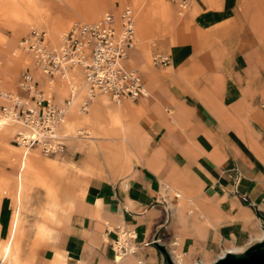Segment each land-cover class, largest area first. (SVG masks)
I'll return each mask as SVG.
<instances>
[{
    "label": "crops",
    "instance_id": "0c3cea01",
    "mask_svg": "<svg viewBox=\"0 0 264 264\" xmlns=\"http://www.w3.org/2000/svg\"><path fill=\"white\" fill-rule=\"evenodd\" d=\"M214 6L205 8L199 1L193 4L191 18L202 37L173 47L166 72L149 71L145 77L138 67L127 63L136 46L129 50L126 65L140 71L146 90L131 101L139 102L136 108L152 121L146 126V120L140 123L136 115L123 162L112 166L104 157L105 163L99 162L96 156L103 152L79 142L90 138L77 135L84 129L71 135L62 128L68 136L67 151L54 157L76 163L79 172L89 164L92 175L53 240L40 246L37 240H18L23 262L115 264L111 241L119 225L136 232L133 244L137 250L117 264H139L138 260L160 264L157 248L147 244L159 228L164 241L177 240L173 249L183 255L184 264L212 262L226 249L245 248L262 237L264 0H217ZM46 41L52 47L61 42ZM29 69L37 89L45 90L49 78L35 69L32 58L24 71ZM24 71L13 84L16 75L7 73L0 55L2 88L27 98L18 87ZM72 71L81 75L82 85L83 70L72 67L67 74ZM51 95L62 106L71 100L68 118L78 92L74 94L70 88L62 101L55 91ZM106 96L117 104L128 100ZM81 105L77 111L89 113V108L81 112ZM236 168L241 174L237 184ZM66 172L63 166L62 179ZM11 209L8 205L1 213L3 235Z\"/></svg>",
    "mask_w": 264,
    "mask_h": 264
},
{
    "label": "built area",
    "instance_id": "2783aa9c",
    "mask_svg": "<svg viewBox=\"0 0 264 264\" xmlns=\"http://www.w3.org/2000/svg\"><path fill=\"white\" fill-rule=\"evenodd\" d=\"M170 1L177 6L179 14L191 4L190 0ZM136 42L134 12L126 7L118 13L108 11L96 21H75L57 47H52L46 41V32L39 28H31L19 45L30 54L35 69L46 75L49 82L58 76L64 77L69 68L80 67L88 98L80 111L86 112L89 101L99 94L109 95L115 101L136 100L146 94L140 71L126 65L129 50L136 46ZM170 62L168 55L157 54L153 57L155 66ZM18 87L27 93V98L3 89L0 80V112L10 122L20 126L13 137L15 144L25 150L37 148L46 156H64L68 136L61 130L67 120L71 100L67 106H62L53 101L50 92L37 89L31 69L22 73ZM77 92V89H72V93ZM77 135L88 136L89 133L79 130ZM240 179L241 174L236 168L235 184ZM116 230L117 236L111 241L115 264L137 250L133 244L136 239L134 230L125 225L117 226ZM150 243L153 241L147 244ZM167 244L175 260L173 248L177 240ZM118 256L121 257L120 261ZM138 263L144 262L138 260Z\"/></svg>",
    "mask_w": 264,
    "mask_h": 264
},
{
    "label": "bare ground",
    "instance_id": "6f19581e",
    "mask_svg": "<svg viewBox=\"0 0 264 264\" xmlns=\"http://www.w3.org/2000/svg\"><path fill=\"white\" fill-rule=\"evenodd\" d=\"M62 1L87 20L96 19L104 11L103 6L99 4L97 0ZM79 1L82 2L81 5H78ZM124 1L125 0H122V2ZM150 3L152 4V14H148L147 10H144L142 14L143 21L141 22L142 27L146 28L149 26L151 18L155 17L157 18L158 28L161 30L165 29L168 25L170 15L168 5L164 0H150ZM55 8L57 10L58 6L49 5L48 7H44L40 2L34 4V0H0V23L9 27L14 32L15 36L20 34L23 35L24 31H27L32 25L43 26L47 31L46 39L51 44L55 45L60 42L63 37L62 35H64L70 27L68 26L69 20L66 18L67 16L65 14L60 12L54 15L53 12ZM161 36L162 34L156 35V37ZM19 49L21 52H24L21 47ZM17 52L18 49L15 47L13 54ZM142 54L145 56L146 60H150V52L147 44L146 47L143 46ZM80 76L78 72L72 71L70 74H66L63 77L65 78L64 80L60 82L51 81V83L60 84V93L67 95L68 92L66 91L68 88L78 89ZM64 82L67 84L65 90L62 89ZM82 87L81 90L79 89L80 92L86 91L83 83ZM93 100L94 101L88 106L90 112L85 115H80L77 111V102L74 100L72 102V110L64 126L68 129H72L76 124L85 123L104 130V136L90 138L92 142L91 148L94 152L97 150L102 151L106 163L116 165L119 162H123L124 156L127 155L128 145L130 143L129 136L134 126V118L142 109L136 108L127 102L109 106L108 100L105 97L96 100L94 97ZM17 128V124L10 122L1 114L0 160L9 161L15 167L17 173L14 177H9L8 175L0 176V219L2 210L8 205L12 207L8 215V224L4 235L2 234L3 225L0 221V264H27L19 258L18 240H20L22 234V208L25 203L24 200L27 198L31 188L36 186L42 187L47 198L46 207L43 211V213L45 212L46 218H42L37 223L35 240L38 241V245H42L48 240H53L55 238L58 227H60L65 218L71 214L70 212L74 211L75 207L74 198L70 196L72 193L70 195L67 194L65 188H63L64 182H62L61 177L63 166L60 165L56 159H46L45 157V159H43L38 155L39 152L37 153L34 149L25 150L16 144L8 142V136L14 134L18 130ZM91 170L92 166L89 164H85L84 168H80V172L84 173H91ZM175 193L177 195L178 192L175 191ZM242 249V247H231L226 250L240 251ZM117 259L120 261L121 257L118 256ZM175 262L176 264H184L183 255L180 252H175ZM194 264H197V262Z\"/></svg>",
    "mask_w": 264,
    "mask_h": 264
},
{
    "label": "rangeland",
    "instance_id": "374dc122",
    "mask_svg": "<svg viewBox=\"0 0 264 264\" xmlns=\"http://www.w3.org/2000/svg\"><path fill=\"white\" fill-rule=\"evenodd\" d=\"M164 1L169 7L170 15H169L168 25L163 30L158 28L157 18L155 17L151 18L149 26H147L146 28L142 27L141 22L143 21L142 14L144 13V10H147L148 14L149 13L152 14V4L150 3V0H125L124 2H122V0H97V2L103 6L104 11L96 19H92V20H87L83 18L78 13H76L72 9V7L65 4L62 0H34V4H38L40 2L44 7H48L49 5L58 6L57 10L56 8L54 9V12H53L54 15L59 14L60 12L65 14L67 16L66 18L69 20L68 26L70 27L75 21H94L102 17L108 11L112 10L113 12L118 13L123 8H126V7L131 8L135 16L137 42H136V49L133 50L132 54L130 55L131 57H129V60L127 63L131 66L138 67V69H140L141 72L144 73L146 77V73L149 71L155 70L157 72H162V73L166 72L168 70V66L171 64L169 63L161 67H155L153 63V57L155 55L157 54L168 55L169 54L171 56V51L173 47L177 45H181V44H186V45L190 44L192 43L194 39L202 37L199 31L196 30L194 23L191 20V16L193 15L191 13L193 11L192 10L193 4H196V1H199L203 7L211 8V7H215L214 3L217 0H213V1L212 0H190L192 4L182 14H179L177 6L174 5L170 0H164ZM81 4L82 2L79 1L78 5H81ZM32 27L43 29L47 33L46 29L43 26L32 25L31 27H29V29H27V31H24L23 35L26 34ZM158 34H162V36L156 37V35ZM23 35L20 34V35L15 36L14 32L9 27L4 26L3 24L0 23V55L4 60V66L6 68L7 73H10V75L11 73H14L16 75V77H14L13 84H16L19 74L31 65V57L29 56V54H27L24 50H23L24 52H21V50L19 49L20 48L19 40L21 39ZM46 37H47V34H46ZM146 44L148 45V49L150 52L149 61L146 60L145 56H143L142 54L143 46L146 47ZM15 47L18 49V52L16 54H13ZM64 79L65 78L63 79L57 78L55 79V82H60ZM79 81L80 83H78V89H77L78 99L76 100L78 104V110H79V106L87 98V94L85 90L80 92L81 88H83L81 85V82H82L81 76H80ZM158 85L159 84L156 82L157 88H159ZM59 86L60 84H56V83L54 84V83L48 82L46 84L45 91L47 93L49 92L51 93L55 91L57 100L62 101L66 94L60 93ZM66 88H67V84L64 82V86H62V89L65 90ZM69 91H70V88H68L66 91L68 92L67 96L69 95ZM151 93L152 94H151L150 100L155 98V95L152 92V90H151ZM101 97L107 98L109 106L118 105L116 102L109 99L106 95H98L95 97V100L100 99ZM93 101L94 100H92V102ZM125 102H127L128 104H131L134 107H137L139 105V102H133L131 100H126ZM80 115H83V114H80ZM0 116H1V112H0ZM137 117L138 118L136 119V121L140 123H143L146 120V126L152 121V118L148 115L145 116V113L140 112L137 115ZM19 129H20V126L18 125V130ZM78 129H84L88 131L90 138L91 137L97 138L99 136L105 135L104 130L99 129L97 126L93 127V125H88L85 123L76 124L75 126H73L72 129H68L65 126H63L64 132L69 133L71 135H76ZM90 138L80 139L79 142L81 144H84L83 146H86V145L91 146L92 142ZM12 139H13V134H10L8 136V142L14 144ZM34 150H36L37 153L39 152L38 155L41 158L43 159L54 158L56 159L57 162H59L60 165L67 167V172L64 174L63 179H62V182H64L63 188H65L67 194L70 195L72 193L70 196L74 198V202L76 204L82 197V189L86 184L85 182L92 174L79 172L75 166L76 163H72L69 160H64L61 158L59 159L57 157L55 158L54 156L49 157V156L44 155L39 149H34ZM102 157L103 156L101 154H98L96 156L99 162L105 163ZM109 169L110 171H112V173H115L114 168L110 167ZM16 173H17V170L9 161L0 160V176L8 175L9 177H14ZM74 189H75V192H74ZM24 202L25 203L23 204V208H22L23 221H22V234H21L20 240H35L37 223L42 218H46L45 212L43 213L46 207V203H47V198H46L44 189H42V187L40 186L31 188Z\"/></svg>",
    "mask_w": 264,
    "mask_h": 264
},
{
    "label": "water",
    "instance_id": "95a60500",
    "mask_svg": "<svg viewBox=\"0 0 264 264\" xmlns=\"http://www.w3.org/2000/svg\"><path fill=\"white\" fill-rule=\"evenodd\" d=\"M263 222V235L261 238L252 241L240 251L225 250L215 260L208 264H264V214H260ZM159 228L154 234L152 241L160 254V264H176L166 241L160 237ZM197 264H204L197 262Z\"/></svg>",
    "mask_w": 264,
    "mask_h": 264
}]
</instances>
